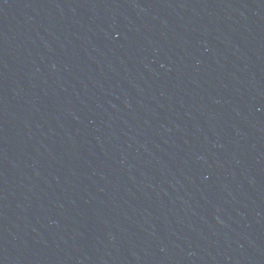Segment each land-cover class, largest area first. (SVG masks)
<instances>
[{
	"label": "water",
	"instance_id": "obj_1",
	"mask_svg": "<svg viewBox=\"0 0 264 264\" xmlns=\"http://www.w3.org/2000/svg\"><path fill=\"white\" fill-rule=\"evenodd\" d=\"M0 264H264V0H0Z\"/></svg>",
	"mask_w": 264,
	"mask_h": 264
}]
</instances>
